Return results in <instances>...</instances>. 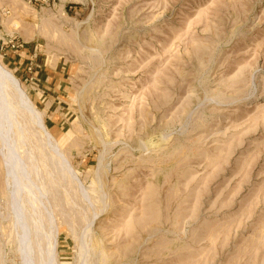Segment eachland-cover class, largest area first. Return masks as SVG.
I'll list each match as a JSON object with an SVG mask.
<instances>
[{
	"label": "rangeland",
	"instance_id": "1",
	"mask_svg": "<svg viewBox=\"0 0 264 264\" xmlns=\"http://www.w3.org/2000/svg\"><path fill=\"white\" fill-rule=\"evenodd\" d=\"M0 66V264H264V0H0Z\"/></svg>",
	"mask_w": 264,
	"mask_h": 264
},
{
	"label": "bare ground",
	"instance_id": "2",
	"mask_svg": "<svg viewBox=\"0 0 264 264\" xmlns=\"http://www.w3.org/2000/svg\"><path fill=\"white\" fill-rule=\"evenodd\" d=\"M7 83H12L13 85H15L17 87V84L14 83V79L11 77V75H9L7 73V71H5L0 66V128H5V135H2V136H4L3 137V141H4L3 145H5V144L8 145V143H7L8 142V139H7L8 131L7 130L10 129V126L15 124L13 119L15 117L14 115H16V114H14V111H13L12 107L9 105V102H8V99H7V94L4 92V87H5V84H7ZM19 97L21 98V101L26 102L25 98L23 97V95L21 93V91L19 93ZM23 105H25L27 107V103H23ZM8 146H10V145H8ZM8 154L10 155L9 158L6 159V165H7L8 171L10 172V174H12V176H14V180L16 181L17 184H19L20 187H24L25 189L26 188H30L32 186V183H30L31 181L29 182L28 174L27 175L25 174L26 171L24 170V168H26V167H24V164L21 163L22 161L20 162L18 160V158L16 157V153L13 152V149H12L11 146L9 147V153H7V155ZM25 178H26V180H25ZM26 183L27 184L29 183V184L26 185ZM38 199H39V197H38ZM48 263H49V261H48Z\"/></svg>",
	"mask_w": 264,
	"mask_h": 264
},
{
	"label": "built area",
	"instance_id": "3",
	"mask_svg": "<svg viewBox=\"0 0 264 264\" xmlns=\"http://www.w3.org/2000/svg\"><path fill=\"white\" fill-rule=\"evenodd\" d=\"M8 44L10 45L11 49H17L19 47V45L17 44V42H15V40H9Z\"/></svg>",
	"mask_w": 264,
	"mask_h": 264
}]
</instances>
